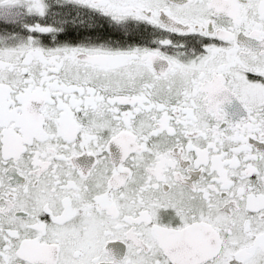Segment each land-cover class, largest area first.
Returning <instances> with one entry per match:
<instances>
[{"label": "snow or ice", "instance_id": "6c2138e0", "mask_svg": "<svg viewBox=\"0 0 264 264\" xmlns=\"http://www.w3.org/2000/svg\"><path fill=\"white\" fill-rule=\"evenodd\" d=\"M0 264H264V0H0Z\"/></svg>", "mask_w": 264, "mask_h": 264}]
</instances>
